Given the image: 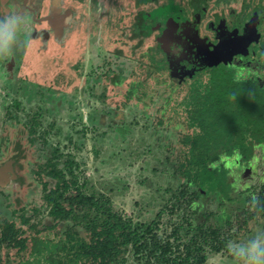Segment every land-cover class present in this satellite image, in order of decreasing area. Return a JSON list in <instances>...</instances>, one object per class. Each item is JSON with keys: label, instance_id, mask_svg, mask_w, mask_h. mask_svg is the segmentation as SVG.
Segmentation results:
<instances>
[{"label": "rangeland", "instance_id": "obj_1", "mask_svg": "<svg viewBox=\"0 0 264 264\" xmlns=\"http://www.w3.org/2000/svg\"><path fill=\"white\" fill-rule=\"evenodd\" d=\"M13 1L16 4L12 7H17L27 0ZM30 1L38 3L35 9L41 4L39 10L24 14L29 21L28 28L18 33L11 53L0 54V116L6 114L3 103L13 107L19 100L22 105L18 112L14 111L15 116L25 118L30 125V120L43 107L44 124L55 125L46 135L48 143L44 144L39 137L41 140L31 145L28 127L0 120L3 130L0 143L7 149L4 160H0V185L10 193L11 207L21 206L19 204L26 201L29 209L44 204L43 186L35 182L34 187V176L27 170V179L19 175L17 156L19 159L27 154L32 168L38 169L37 165L50 155L51 146L57 145L78 164L75 171L81 182L86 180L83 188L86 194L110 198L113 211L124 213L136 226L150 223L169 196L167 188L180 183L174 175L176 159L183 147L178 133L182 129L187 132V125L177 102L187 93V79L199 72L207 78L204 72L208 63L201 48L205 43L208 46L207 37L214 39L216 27L221 21L223 25L224 20L231 27L246 26V22L253 20L259 27L252 41L264 37V17L258 20L262 10H258L259 14L253 12L262 0H205L202 4L195 0H65L63 8L56 0ZM100 5L103 9L98 11ZM248 6L254 7L249 11ZM70 9L74 17L68 27ZM29 29H34L31 34ZM166 30L173 34L164 36ZM231 30L237 33L236 29ZM62 36L64 41H61ZM166 40L169 43L163 44ZM164 45L170 50L169 71L155 72L150 56L153 57L154 49ZM248 45L228 52L222 49L220 56L210 64L219 60L228 63L232 58L240 62L242 57L238 54L252 52ZM19 46H24L25 52L20 54ZM221 46L217 43L214 49L217 47L218 51ZM254 56L252 61L243 62L249 66L256 62V67L264 73V55ZM12 58L16 59V64ZM152 70L156 73L154 78L149 76ZM105 88L107 101L99 97ZM130 90L134 92L132 96H129ZM42 93L47 95L45 101ZM163 142L171 149L161 147ZM3 167H11V174ZM236 169L233 166L231 173L233 179L243 180L240 189L259 177V181L264 180V166L259 164L258 158L237 174ZM43 178L50 180L46 175H42ZM54 185L55 181L50 180L49 187ZM238 190L233 195L240 199L242 195ZM3 199L0 198V223L10 214L1 203ZM237 206L243 209L237 211ZM227 207L240 215L247 208L242 202H230ZM85 210L90 212L89 218H84ZM84 211L59 222L54 231L46 230L43 235L57 240L70 226L90 239L92 232L86 225L91 224L95 214L87 207ZM169 217L166 214L162 221L166 222ZM14 219L19 221L17 216ZM38 219L53 224L48 214L39 215ZM234 220L237 223L240 218ZM258 231H264V216L242 224L230 241H246ZM16 252V249L11 251V259L14 260ZM6 254L2 250L1 255L6 257ZM141 262L132 255L128 264ZM221 262L234 264L226 248L219 253L210 252L205 264Z\"/></svg>", "mask_w": 264, "mask_h": 264}, {"label": "trees", "instance_id": "obj_2", "mask_svg": "<svg viewBox=\"0 0 264 264\" xmlns=\"http://www.w3.org/2000/svg\"><path fill=\"white\" fill-rule=\"evenodd\" d=\"M260 3V7L253 12L262 10L261 17H264V4ZM253 7L248 6V10L251 11ZM245 24L238 25L240 31L244 32L245 28V34L239 36L234 31L228 43L220 40L219 44L223 45L218 52L215 50L217 47L205 50L204 58L208 66L204 73L207 78L204 79V74L199 72L187 79V93L182 101L177 102L176 99L183 122L187 125V132L182 129L178 133L183 147L176 159L174 175L180 183L177 187L167 188L169 196L164 199L153 221L136 226L124 213L113 211L110 198L86 194L83 189L86 180L81 182L75 171L78 164L71 154L65 153L59 146H51L50 155L47 154L43 162L37 165L38 169L32 168L33 164L26 158L22 147L25 157L18 159L17 156L22 170L16 162L14 165L24 179H27L26 170L34 176V187L35 182L43 186L44 204L29 209L26 201L12 208L10 193H6L2 189L4 186L0 185V198L4 197L1 203L10 213L0 223V264H128L132 255L144 264H205L209 253H219L225 249L242 224H248L257 216H264V180L259 181V177L256 182H247L240 189L243 180L233 179L231 173L233 166L237 167V174L252 165L257 158L259 164L264 166V73L256 67V62L250 66L243 62L247 59L252 61L254 55H264V37L262 35L261 39L252 41L258 23L255 25L252 20ZM251 28L252 37H248L246 33ZM138 31L135 30L136 33ZM171 34L173 31L166 30L164 36L169 37ZM63 37L61 41H64ZM167 43V40L163 41V44ZM244 44H249L248 50L252 52L248 55L238 54L242 57L240 62L232 58L228 63L219 60L218 64H210V61L220 56L218 53L223 48L233 45L234 49ZM19 49L20 54L25 52L24 46H19ZM169 54L167 45L154 49L150 59L155 72L169 71ZM14 61L16 64V59ZM152 71L149 76L154 78L156 73ZM106 90L99 97L107 101ZM132 93L130 90L129 96ZM46 98L47 95L42 93V99L45 101ZM2 105L6 114L5 117L0 116L1 122L15 121L28 127L31 145L41 139L44 144L48 143L46 135L51 133L55 124H44L43 107L28 125L25 118L14 114L21 108L19 100L13 107L12 104ZM1 133L2 129L0 136ZM163 143L161 147L168 146L166 142ZM6 150L0 143V160H4ZM228 163L232 166L228 167ZM42 175L54 180V187H49L50 180H42ZM258 175L261 176L260 173ZM237 189L242 195L240 199L233 195ZM230 202L244 203L247 207L244 214L230 210L227 207ZM85 207L95 214L91 224L86 225V229L92 232L90 239L70 226L61 232L57 240L43 235L46 230L54 231L59 222L83 212ZM241 207L237 206V211L243 209ZM42 214L51 216L53 224H45L42 219H38ZM166 214L170 217L163 222L162 218ZM83 216L89 218L90 212L85 210ZM235 217L240 218V221L236 223ZM34 218L36 221L32 222ZM53 234L57 236V233ZM13 249L17 250L14 260L11 259ZM2 250L7 252L6 257L1 255Z\"/></svg>", "mask_w": 264, "mask_h": 264}, {"label": "clouds", "instance_id": "obj_3", "mask_svg": "<svg viewBox=\"0 0 264 264\" xmlns=\"http://www.w3.org/2000/svg\"><path fill=\"white\" fill-rule=\"evenodd\" d=\"M102 9L100 5L98 11ZM23 13L20 7H10L9 0H0V54L11 53L18 33L28 28L29 21ZM33 30L29 29V34ZM225 248L234 264H264V231L256 232L243 242L229 241Z\"/></svg>", "mask_w": 264, "mask_h": 264}, {"label": "flooded vegetation", "instance_id": "obj_4", "mask_svg": "<svg viewBox=\"0 0 264 264\" xmlns=\"http://www.w3.org/2000/svg\"><path fill=\"white\" fill-rule=\"evenodd\" d=\"M32 1H34V0H32ZM196 1H198V2H201V4L202 3H205V0H195V2ZM12 2V0H9V4H10V7H12L13 6V2ZM212 2V1H211ZM15 3V2H14ZM36 4H38V3H32L30 0H27L26 2H25V4H21V5H19V6H17V7H20L23 11H24V13L23 14H26L27 12H31V14H33V13H35L34 11H37V10H39V8H40V6H41V4H40V6L37 8V9H35V7H34V5H36ZM24 6H25V8H24ZM63 11V10H62ZM215 12V10H211V13H214ZM33 19V18H32ZM33 20H36V19H33ZM219 20H220V18H219ZM220 23H222V21L221 22H219V25L216 27L217 28V30H216V32L213 34L214 35V41L211 39V37L212 36H210V38H208L207 36V39L209 40V41H207V43H208V46H207V44L205 43V46H203V48H201V50H202V53L204 54L205 53V50H208V51H210V50H212L213 49V47L214 46H216L217 45V43H219V41L220 40H226L227 41V43H228V41H230V40H232V37H231V35H232V30L231 29H236L237 30V33H236V35H239L240 36V34H245V28H244V32L243 31H240V27L239 26H236V27H234V25H232V27L231 26H229L228 25V23H227V21L226 20H224L223 21V25H220ZM212 24H213V22H212ZM69 27V26H68ZM229 27H231V29L229 28ZM214 29V28H213ZM53 31V30H52ZM66 31H67V28H65L64 29V34L66 33ZM187 31H188V29H187ZM252 31H253V29L251 28V31H249V32H247L246 34H247V36L249 37V35H250V37H252ZM63 37V36H62ZM226 43V42H225ZM208 47H210V48H212V49H208ZM232 47H233V45H232ZM232 47L231 48H229V47H225V48H223V50L224 51H226V50H228V49H231L232 50ZM237 49V47H235V50ZM220 50V49H219ZM218 50V51H219ZM208 51H206V53L208 52ZM217 51V52H218ZM204 56H205V54H204ZM237 59H239V57L237 58ZM209 62V61H208ZM7 170H9V174H11V167H7Z\"/></svg>", "mask_w": 264, "mask_h": 264}, {"label": "crops", "instance_id": "obj_5", "mask_svg": "<svg viewBox=\"0 0 264 264\" xmlns=\"http://www.w3.org/2000/svg\"><path fill=\"white\" fill-rule=\"evenodd\" d=\"M49 1V0H48ZM51 1H55V0H50V2ZM56 2H57V4H59L60 6H61V8H63L62 6V4H64V2H65V0H56ZM55 2V3H56ZM72 2V1H71ZM262 2H264V0H262ZM71 10V9H70ZM71 12H72V16L70 17V19H69V24H68V26L69 25H71V20L73 19V17H74V12H73V10H71ZM263 19V17H261L260 19H258V20H262ZM259 27V26H258Z\"/></svg>", "mask_w": 264, "mask_h": 264}, {"label": "water", "instance_id": "obj_6", "mask_svg": "<svg viewBox=\"0 0 264 264\" xmlns=\"http://www.w3.org/2000/svg\"><path fill=\"white\" fill-rule=\"evenodd\" d=\"M219 45L221 46V43H220ZM220 48H221V47H220ZM215 50L217 51V49H215ZM216 63H217V62H216ZM216 63H214V62H213V64H216ZM3 168H5V169H6L7 167H3Z\"/></svg>", "mask_w": 264, "mask_h": 264}]
</instances>
